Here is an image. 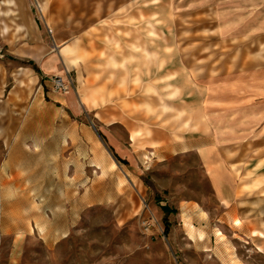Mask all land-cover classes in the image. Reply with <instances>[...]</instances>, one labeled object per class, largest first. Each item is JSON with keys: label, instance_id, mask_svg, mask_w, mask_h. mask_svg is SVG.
Here are the masks:
<instances>
[{"label": "rangeland", "instance_id": "374dc122", "mask_svg": "<svg viewBox=\"0 0 264 264\" xmlns=\"http://www.w3.org/2000/svg\"><path fill=\"white\" fill-rule=\"evenodd\" d=\"M248 2L256 22L264 0ZM13 3L0 5V264H264V90L212 79L210 0ZM25 16L60 53L37 72L34 111L13 56Z\"/></svg>", "mask_w": 264, "mask_h": 264}, {"label": "crops", "instance_id": "0c3cea01", "mask_svg": "<svg viewBox=\"0 0 264 264\" xmlns=\"http://www.w3.org/2000/svg\"><path fill=\"white\" fill-rule=\"evenodd\" d=\"M248 3V0H210L209 4L210 17L216 23L217 33L216 38L211 37L213 44L211 50L214 44L215 47L219 45L223 49L220 53H218L217 48L216 51H211V55L223 56L221 66L216 67V72L218 70L220 71L212 79L216 81L223 79L226 82L225 85L227 88L232 87L234 92L242 94L249 87V90L252 92L264 90L260 78V73L264 70V64L260 63L261 59L264 60V9L259 7L258 19L256 22H253L249 17ZM0 5L11 7L14 3L13 0H3ZM39 7L43 13L45 6L39 4ZM12 12V9L9 8L5 14L9 15ZM17 31L25 33L27 39L19 44L13 56L25 62V64L19 66V70L23 74L28 75L31 80H28V82H20V86L29 88L25 90L24 95L25 97L30 95L33 98L31 99L30 109L34 111L37 110V70L44 76L54 73L57 68L56 58L53 55H59L60 53H48L44 46L37 45V23L29 22L26 16L23 18L22 24L17 26ZM29 41H34V43H30ZM129 55H132V53ZM28 62H32L33 66L29 65ZM66 66L71 67V63H66ZM2 71H5V65L3 63L0 64V77ZM30 85L33 86L32 89H30ZM245 86L247 88H244ZM4 92L6 90L0 85V97L1 94L4 95ZM213 92L214 90H211V96H213ZM232 122H236V120L233 119ZM0 138L4 140L7 136H0ZM21 186L23 185L17 187L20 188ZM31 198H34V202H36L37 191L34 190V196ZM20 201L21 197L16 196H5L4 200L5 203H19ZM27 201H29V198ZM18 220L20 224H17V229L25 227L26 218L23 217ZM12 232L13 235H17L15 230Z\"/></svg>", "mask_w": 264, "mask_h": 264}, {"label": "built area", "instance_id": "2783aa9c", "mask_svg": "<svg viewBox=\"0 0 264 264\" xmlns=\"http://www.w3.org/2000/svg\"><path fill=\"white\" fill-rule=\"evenodd\" d=\"M51 80L52 90L59 94H67L70 91L71 84L62 80L59 77H54Z\"/></svg>", "mask_w": 264, "mask_h": 264}, {"label": "trees", "instance_id": "16d2710c", "mask_svg": "<svg viewBox=\"0 0 264 264\" xmlns=\"http://www.w3.org/2000/svg\"><path fill=\"white\" fill-rule=\"evenodd\" d=\"M28 64L31 65V66H33V63L32 62H28ZM37 72H38V70H37ZM115 157L117 158V160L120 161V159L116 155H115ZM161 210L165 214H171V213H175L176 212L173 209H169L167 206L161 207ZM163 223H164V234L167 235L168 234V230H169V223L167 221V218L164 219Z\"/></svg>", "mask_w": 264, "mask_h": 264}, {"label": "water", "instance_id": "95a60500", "mask_svg": "<svg viewBox=\"0 0 264 264\" xmlns=\"http://www.w3.org/2000/svg\"><path fill=\"white\" fill-rule=\"evenodd\" d=\"M2 56L0 55V58H1Z\"/></svg>", "mask_w": 264, "mask_h": 264}]
</instances>
